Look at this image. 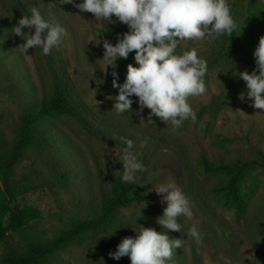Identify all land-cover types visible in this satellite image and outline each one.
I'll return each mask as SVG.
<instances>
[{"label":"rangeland","instance_id":"1","mask_svg":"<svg viewBox=\"0 0 264 264\" xmlns=\"http://www.w3.org/2000/svg\"><path fill=\"white\" fill-rule=\"evenodd\" d=\"M48 1L0 0V11L3 12L8 29L4 31L0 43V49L6 48L5 54H0V62L8 66L14 62L23 70L22 79L34 86L27 93L30 99L47 91L52 74H56L71 87L74 101L82 103L88 110L85 122L80 121L82 117L65 118L56 127H51V135L58 149L67 141L81 156L75 161L68 153L61 151V158L68 163L76 182L80 184L76 189L78 200L75 203L71 202L70 193L60 184L56 183L55 194L48 188L41 187L44 180H49L52 174L42 165L41 157L35 150L29 151L27 158L17 169L19 177L25 176L34 185L40 186L28 198L43 211L44 219L40 228L48 237H52L80 215V202L88 207L94 205L95 200L91 198V194L99 195L97 180L108 186L110 176L122 164L120 157L127 147L124 141L130 139L133 141V148L129 151L144 168L135 173V183L143 188L144 196L117 213L113 226L106 228L109 233L115 229L119 231L116 235L117 245L125 237L135 238L140 226L167 232V229L157 223V218L163 215L167 204H161L162 197L154 189L158 184L171 180L183 190L194 213L192 220L183 216L179 218L181 232L167 233L170 238L184 240L182 248L185 262L264 264V168L253 165L247 171L244 183L248 188V209L244 217H239L235 211L218 203L213 193V183L217 181V176H202L194 168V161L204 149L210 157L218 159L260 158L259 152L264 151V110L252 106L253 100L247 95L246 82L239 75L244 71L251 74L256 66L237 63L236 85L231 84L234 77H226L220 68L208 69L203 78L206 93L199 97H189L188 100L197 114L195 122L189 119L181 127L175 128L170 123L164 124L153 117L155 124L148 123L150 110L145 108L143 113L137 115L139 103L135 96L130 97L133 100L132 112L121 114L114 109V97L119 90L112 86L111 73L115 71L118 74L117 83L123 84L127 65L138 67L134 59L135 53L130 58L118 59L115 68V65L108 66L107 62L101 60L104 54L103 41L115 42L117 35L105 31L106 22L95 21L91 13L80 12L73 4H67L63 8V3L57 5ZM82 2L83 0H74V3ZM227 2L235 10L237 23L248 18L249 7L259 8L264 12V0ZM15 3L25 13L17 10ZM33 6L39 8L46 20L58 22L67 32L60 47L53 48L48 55H44L40 48L28 49L24 53L19 46L25 40L13 33V27L19 19L31 15L30 9ZM113 20L116 19L113 17ZM22 31L34 34L35 29L24 28ZM253 32L255 39L245 40V46L249 52L246 56L255 63L254 52L259 38L264 35V28ZM208 39L180 42L182 51L179 54L195 48L201 58H208L213 49ZM8 54H12L15 60L10 61ZM19 86L22 88V84ZM226 96L229 99H225L223 109L219 107L215 114L206 110L211 102ZM19 105L18 97L0 93V130H4L5 134H10L15 124L20 111ZM217 105L219 103L215 106ZM141 116L144 120H141ZM57 129L62 130L65 135L59 134ZM193 225L203 234V242L199 245L186 235ZM104 235L102 232L96 239L87 238L58 253L48 264H117L109 256ZM171 263L172 259L166 262Z\"/></svg>","mask_w":264,"mask_h":264},{"label":"trees","instance_id":"2","mask_svg":"<svg viewBox=\"0 0 264 264\" xmlns=\"http://www.w3.org/2000/svg\"><path fill=\"white\" fill-rule=\"evenodd\" d=\"M51 1L57 5L61 4V0ZM65 5L67 4L62 7L65 8ZM17 8L25 13L19 5ZM231 11L237 24L236 29L231 36L224 34L214 41L209 38L208 42L212 43L213 49L208 58L203 59L207 61V70L220 68L226 77H234L231 84L236 85L237 63L256 66V62L252 63L246 56L249 52L245 40L248 38L254 40L256 35L253 30L260 31L264 28V12L259 8L249 7L248 18L237 23L235 10L231 8ZM113 21L114 23L104 24L107 33L118 35L129 31L127 25L118 20ZM7 30L3 12L0 11V43ZM110 43L114 45L117 41ZM5 49H0V54H5ZM181 51L182 46L179 44L176 53L179 54ZM134 53H130L128 58ZM8 57L10 61L15 60L12 54H8ZM22 73L23 70L14 62L11 66L0 62V93L14 95L20 99V111L10 134L0 130V264H48L58 253L87 238L96 239L102 232L105 233L107 250L115 252L118 246L116 235L119 231L115 229L109 233L106 228L113 226L117 213L132 206L144 196L143 188L137 183L122 182L121 176L115 173L110 176L107 187L97 180L99 195L91 194V198L95 200L94 205L88 207L80 202L78 204L80 215L57 234L48 237L40 228V223L44 219L43 211L28 199L29 194L40 186L34 185V182L25 176L19 177L17 169L27 158L29 151L35 150L41 157L42 165L52 174L49 180H44L41 187L48 188L55 194L56 183L60 184L70 193L71 202L75 203L78 200L76 189L80 184L76 182L68 163L61 158V151L68 153L75 161L81 156L76 149L68 145L67 141L58 149L51 135V127H56L65 118L82 117L80 121L85 122L88 110L82 103L74 101L71 87L67 85L65 79L58 78L56 74H52L47 91L30 99L27 93L34 86L22 79ZM227 81L230 80L227 78ZM225 99H229L228 96L211 102L206 106V110L215 114L219 107L224 108ZM217 103L219 106H215ZM83 127L86 128L85 125ZM57 131L65 135L62 130ZM259 156V159H218L210 157L204 149L194 161V168L198 169L202 176H217V181L213 183V193L218 203L232 209L239 217H244L248 209L246 192L248 188L244 182L250 167L260 165L264 168V151H260ZM119 165L116 171L122 172L123 165ZM184 259L183 248L176 249L171 264H189ZM115 261L117 264H131L127 256Z\"/></svg>","mask_w":264,"mask_h":264},{"label":"clouds","instance_id":"3","mask_svg":"<svg viewBox=\"0 0 264 264\" xmlns=\"http://www.w3.org/2000/svg\"><path fill=\"white\" fill-rule=\"evenodd\" d=\"M63 4H73L80 12L91 13L95 21L114 23L113 17L128 26L129 31L117 35L114 45L103 41L104 54L101 60L108 66L115 65L118 59H127L135 52L138 67L127 65L126 79L117 83L118 74L113 71L112 86L119 90L114 97V109L118 113L132 112L133 100L137 97V115L149 109L147 122L155 124L153 117L175 128L183 122L197 119V114L188 102L189 97H199L206 93L204 77L207 61L198 55L195 48L177 54L176 49L182 41H199L206 38L216 40L224 34L231 36L237 24L232 16L227 0H61ZM30 16H23L13 27V33L25 40L20 45L23 52L28 49H42L44 55L53 48H59L66 29L58 22L46 20L38 7L33 6ZM35 29L34 34L22 29ZM256 70L239 73L246 82L248 97L253 100L255 109L264 110V35L254 52ZM257 70L258 73L257 74ZM98 102V101H97ZM99 103V102H98ZM141 120L144 118L141 116ZM123 139V138H122ZM127 147L120 157L123 171H115L122 182L134 183L135 173L143 171V165L129 151L133 141H124ZM144 142L141 143L143 147ZM154 191L166 202L163 215L157 223L167 232L140 226L136 237H125L109 256L120 260L130 258L131 264H166L174 255V250L184 245L182 238H170L168 231L181 232L178 222L181 216L192 220L194 213L189 199L174 182L158 184ZM187 236L197 245L203 242V234L196 225L189 228Z\"/></svg>","mask_w":264,"mask_h":264}]
</instances>
